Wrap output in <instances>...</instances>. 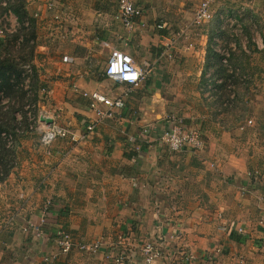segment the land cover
<instances>
[{"label":"crops","instance_id":"crops-1","mask_svg":"<svg viewBox=\"0 0 264 264\" xmlns=\"http://www.w3.org/2000/svg\"><path fill=\"white\" fill-rule=\"evenodd\" d=\"M130 1L142 10L132 32L117 19L119 0H26L37 18L34 65L49 87L39 116L70 128L80 141L58 140L47 149L40 131L20 137L15 167L0 184V264H144L145 242L164 247L155 264H186V249L211 256L198 264H264V162L250 161L240 129L222 120L198 89L207 49L191 38L192 17L203 0ZM232 2H250L262 16L264 0ZM115 48L151 70L146 82L107 85L93 72ZM251 65L253 82H264L256 71L263 64ZM96 91L123 98L125 107L88 133L94 114L83 95ZM171 116L202 132V152L168 150L162 136ZM48 199L53 207L43 236L24 233L28 224H40ZM62 232L100 249L64 252Z\"/></svg>","mask_w":264,"mask_h":264},{"label":"rangeland","instance_id":"rangeland-1","mask_svg":"<svg viewBox=\"0 0 264 264\" xmlns=\"http://www.w3.org/2000/svg\"><path fill=\"white\" fill-rule=\"evenodd\" d=\"M223 3H227L228 5L222 8L219 5ZM245 4L246 5H237L236 7V4L233 3L232 0H215L212 8L213 14L215 15L213 21L208 25L193 29L191 38L193 42H197L198 49H207V63L201 75L200 83H198L199 92L205 95L208 91L207 86L210 80L215 77L222 79L223 83L216 87V93L220 96V107L217 109V113L222 120H226L227 117V119L231 121L229 123L231 124L230 127H237L238 129L243 127V129L239 130L238 135L239 139H243V147H241L243 152L253 158L250 159V161L254 160L255 163L263 166L261 162H264V82L258 83L257 85L253 82L251 72H253L252 70L254 67H252L251 64L254 63L256 66L263 64V67H257L256 71L258 80L264 81V50H257V46L259 45L258 42L260 43V41H262L264 43V8L262 11H259L263 16L260 17L254 15L255 13L250 2ZM193 12L192 9L188 10L191 16ZM33 19L36 22V37H38L37 18ZM29 34L28 31L21 29L17 20L11 14L4 12V9L0 10V53L4 50L2 44L7 41L12 42L13 36H16L17 45L16 48H14L15 55L19 47L21 48L25 43L24 36H28ZM204 36L205 38L207 36V39H205ZM32 44L33 42L30 43V46H32ZM10 47L12 48V44ZM222 50L230 54V68H226L223 65V57L219 53ZM25 51L26 52H23L22 55L29 53L27 57H31L30 54L32 51L29 49ZM22 55H19V62L21 61V64H24V66L29 63L35 64V55L33 60L29 58L26 61L22 60ZM29 66L33 74V68L31 65ZM34 66L41 85L46 88L44 87L39 91L41 95H39L40 98L36 106L27 103V100L24 101L27 105L18 112V116L20 117H18V119L19 125L23 128L25 125V113H27L34 126V129L30 132H41V129L37 127V125L39 126V124L45 123L43 121L45 115L39 116V103H46L48 94L45 93L47 91L49 92V87L41 80L42 74L40 69L36 67V65ZM105 67V59L101 56V58L97 59L93 72L95 74L100 73V77L109 85L110 80L101 75ZM238 67H241L244 69V72L246 71L250 74V82L248 84L241 85L239 79L230 77L235 76L234 74H230V70L236 72L239 70ZM254 73L255 72H253V75ZM32 74L29 76L31 82L34 79ZM30 81L28 83L24 82L22 88L28 91V98L32 97ZM252 91H254L253 94H251ZM8 100L9 99L4 96L2 100H0V106L4 107L5 110L9 109ZM203 103L205 105L207 104L204 101ZM13 104H15V101L12 105ZM40 117H42V119H40ZM45 118H47V116H45ZM249 121H253V124L248 125ZM39 137L41 139V134Z\"/></svg>","mask_w":264,"mask_h":264},{"label":"built area","instance_id":"built-area-1","mask_svg":"<svg viewBox=\"0 0 264 264\" xmlns=\"http://www.w3.org/2000/svg\"><path fill=\"white\" fill-rule=\"evenodd\" d=\"M215 0H203L193 16V26L202 27L210 24L215 15L213 14V5ZM118 12L117 19L123 24V26L130 32L136 29L137 20L142 16V10L137 8L130 0H119L118 2ZM59 20V17L55 18ZM108 46V45H107ZM261 49H264L261 47ZM260 49V50H261ZM223 57L222 62L226 68H230V54L225 50L219 52ZM110 56L106 62V68L102 76L112 82L127 84L131 87L137 88L146 82L151 74V70L145 66H139L135 60L128 53L120 49H112L109 53ZM73 58L64 57L63 62L70 64L72 63ZM27 74H32V69L28 65L26 66ZM240 73V74H239ZM231 78L239 79L241 85H246L250 82V74L245 72L242 74L240 70L233 72L230 70ZM29 82V78L26 81ZM223 81L221 78H213L210 80L207 86V95L211 100L215 101L217 99L216 87L219 84H222ZM47 91L45 94H48ZM90 101L89 108L94 114V120L87 126V132L91 133L95 130L97 122H103L106 120H111L116 117L125 107V100L121 97L110 98L101 92H91L85 93L83 95ZM45 118V116H44ZM53 120V119H52ZM46 123V122H45ZM253 121H249L248 125H252ZM34 126L30 127V130H33ZM41 129V145L45 148L50 149L54 142L58 140H69L70 142L76 143L79 142L75 133L68 127H63L54 124H45L44 128ZM240 129H243L240 128ZM148 132H144L146 135ZM162 141L168 147V150L171 153L183 152L186 150H192L194 152H202L205 149V140L202 132L194 127H189L185 121L177 116H171L168 119V125L163 133ZM9 146L13 145V139L11 136H8ZM254 177L259 182L262 179V175L259 172H255ZM260 201L264 204V189L262 191ZM53 207V201L48 199L45 202L43 217L39 225L28 224L24 227L23 232L28 235H34L35 237H41L44 233V225L46 224V219L50 213L51 208ZM263 220H264V207H263ZM58 244L64 252H69L73 247L77 246L81 250H87L91 253H97L100 249V244L96 243L91 247L81 246L75 242L73 236L69 233H60L59 234ZM220 252V251H218ZM141 254L144 261V264H155L158 260H161L165 255L164 247L156 242H145L141 248ZM183 258L185 259L186 264H198L201 261L211 258H201L196 253L191 252L186 249L183 253ZM124 258L116 259L117 262H122Z\"/></svg>","mask_w":264,"mask_h":264},{"label":"trees","instance_id":"trees-1","mask_svg":"<svg viewBox=\"0 0 264 264\" xmlns=\"http://www.w3.org/2000/svg\"><path fill=\"white\" fill-rule=\"evenodd\" d=\"M2 9H4V12L11 14L17 20L18 25L22 30L28 31L30 34L28 36H24L25 43L21 46V48L19 47L15 55L14 48H16L17 45L16 36H13L12 42L7 41L6 43L2 44L4 46V50L0 53V100H2L3 96L9 99V109L5 110L4 107L0 106V184L7 180L11 171L15 167L16 153L18 148L17 144L20 137H22L25 133L30 132V127L33 125L29 119V116L27 113H25V125L22 128L19 125L18 112L21 111V109L25 107L27 103L36 106L39 101L38 99L40 98L39 95H41L39 91L45 87L41 85L39 76L36 74L37 72L33 63H29L24 66V64H21V61L19 62V55H22L23 52H26V49L32 51L30 54L31 57L29 58L33 60L37 48L36 22L33 19L34 17L32 18V16L27 11L26 0H0V10ZM31 42H33L32 46H30ZM11 44L12 48L10 47ZM28 54H23L22 60H28ZM28 65L32 66V76L34 77L33 80V77L31 78L33 83L29 80L32 94V97L29 98L27 97L28 91L22 89L24 82H26L30 76L27 74L26 70V66ZM238 69L242 73L244 72V69L241 67H238ZM216 95L217 99H215L213 102L215 107L219 108L220 96L218 94ZM25 100H27V103L24 102ZM14 101L15 104L12 105ZM8 136H11L13 139L12 146H9Z\"/></svg>","mask_w":264,"mask_h":264},{"label":"water","instance_id":"water-1","mask_svg":"<svg viewBox=\"0 0 264 264\" xmlns=\"http://www.w3.org/2000/svg\"><path fill=\"white\" fill-rule=\"evenodd\" d=\"M43 121L46 122L47 124H52L53 123V120L49 119V118H46V120H43Z\"/></svg>","mask_w":264,"mask_h":264}]
</instances>
